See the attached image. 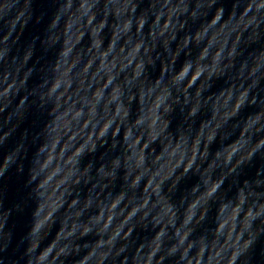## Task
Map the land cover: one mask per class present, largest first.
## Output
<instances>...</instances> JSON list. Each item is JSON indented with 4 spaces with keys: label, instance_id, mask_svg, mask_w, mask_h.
Wrapping results in <instances>:
<instances>
[{
    "label": "clouds",
    "instance_id": "1",
    "mask_svg": "<svg viewBox=\"0 0 264 264\" xmlns=\"http://www.w3.org/2000/svg\"><path fill=\"white\" fill-rule=\"evenodd\" d=\"M0 264H264V0H0Z\"/></svg>",
    "mask_w": 264,
    "mask_h": 264
}]
</instances>
